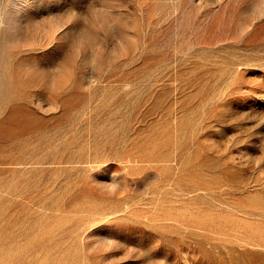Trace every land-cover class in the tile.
Returning a JSON list of instances; mask_svg holds the SVG:
<instances>
[{"label":"rangeland","instance_id":"rangeland-1","mask_svg":"<svg viewBox=\"0 0 264 264\" xmlns=\"http://www.w3.org/2000/svg\"><path fill=\"white\" fill-rule=\"evenodd\" d=\"M0 264H264V0H0Z\"/></svg>","mask_w":264,"mask_h":264}]
</instances>
